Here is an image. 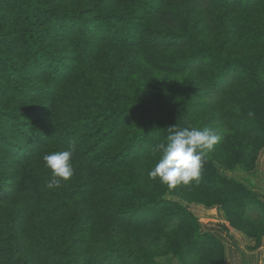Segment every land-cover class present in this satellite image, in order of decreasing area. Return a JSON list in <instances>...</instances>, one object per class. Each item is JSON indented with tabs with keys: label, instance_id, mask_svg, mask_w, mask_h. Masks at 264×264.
Returning <instances> with one entry per match:
<instances>
[{
	"label": "trees",
	"instance_id": "obj_1",
	"mask_svg": "<svg viewBox=\"0 0 264 264\" xmlns=\"http://www.w3.org/2000/svg\"><path fill=\"white\" fill-rule=\"evenodd\" d=\"M172 126L225 134L198 186L148 176ZM262 151L264 0H0V264H226L192 205L260 245L264 201L227 172Z\"/></svg>",
	"mask_w": 264,
	"mask_h": 264
},
{
	"label": "clouds",
	"instance_id": "obj_2",
	"mask_svg": "<svg viewBox=\"0 0 264 264\" xmlns=\"http://www.w3.org/2000/svg\"><path fill=\"white\" fill-rule=\"evenodd\" d=\"M166 143L157 145L161 153L158 162L148 172L150 179L158 180L169 189L178 186H198L202 171L208 162L210 153L222 142V134L217 129L196 127L168 128ZM75 142H69V148L45 154L43 161L51 170L50 179L45 181L48 189H58L62 183L70 181L75 175L73 164ZM219 167V165H216ZM221 172L225 170L220 169Z\"/></svg>",
	"mask_w": 264,
	"mask_h": 264
},
{
	"label": "crops",
	"instance_id": "obj_3",
	"mask_svg": "<svg viewBox=\"0 0 264 264\" xmlns=\"http://www.w3.org/2000/svg\"><path fill=\"white\" fill-rule=\"evenodd\" d=\"M201 207L204 212L197 215L203 231L211 233L223 243L226 264H264V237L257 246L246 234L231 228L220 209ZM224 225L227 227L224 228Z\"/></svg>",
	"mask_w": 264,
	"mask_h": 264
},
{
	"label": "rangeland",
	"instance_id": "obj_4",
	"mask_svg": "<svg viewBox=\"0 0 264 264\" xmlns=\"http://www.w3.org/2000/svg\"><path fill=\"white\" fill-rule=\"evenodd\" d=\"M132 71L134 72V75L132 74L130 76V81L135 80L139 76L138 71H142V83L150 88H153L154 85H156L155 83L172 84L173 82V79H166L161 74L151 70L147 66L142 65L141 69L134 68ZM221 134L223 139L218 146H220L224 141L225 134ZM258 159L255 160V162H257L255 170L249 171L244 169L242 166H237L234 167L232 170L228 171L227 175L239 181L243 180L249 182V184L257 194L258 198L264 201V151H262ZM192 208L198 215H201V212H204L202 207L199 205L193 204ZM161 247L162 249H166L167 245L165 243H162ZM157 260L164 262V264H180L179 260L175 258L172 254L166 257H159Z\"/></svg>",
	"mask_w": 264,
	"mask_h": 264
}]
</instances>
